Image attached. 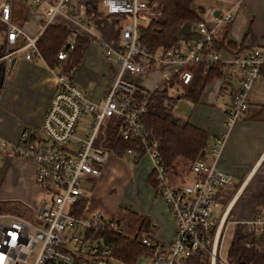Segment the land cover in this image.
I'll use <instances>...</instances> for the list:
<instances>
[{
	"label": "built area",
	"instance_id": "obj_1",
	"mask_svg": "<svg viewBox=\"0 0 264 264\" xmlns=\"http://www.w3.org/2000/svg\"><path fill=\"white\" fill-rule=\"evenodd\" d=\"M37 4L40 0H31ZM67 0H51L44 10V26L53 23L66 7ZM108 16L120 20L117 45L106 48L116 62L115 77L102 94L101 100H89L83 90L72 81L76 67L65 72L48 68L54 76V90L37 129H23L14 142L0 141L6 156L26 160L34 166V181L42 191V198L33 209L31 218L15 213L0 212V264H110V250L97 230L115 228L113 218H104L99 212L76 213L78 200L85 196L84 184L97 180L111 152L100 144V129L109 118L118 121L121 140L135 142L124 154L133 163L145 155L151 165L156 194L172 217L175 230L165 244H154L144 237L141 242L152 247L153 253L144 257L142 264H235L223 254L224 220L227 210L216 217L219 191L229 189L231 176L218 169L215 163L194 159L190 165L193 179L189 184L173 187L167 181V170L161 163L153 141L147 139L142 125L148 98L156 86L164 83L168 97H177L180 85L191 79L187 67L202 63L208 68L218 63L223 77L240 73L237 89L231 94L230 104L224 112L225 127L239 120L247 107L246 94L261 76L264 53L254 47L247 53H234L220 58L210 48L217 26L231 20L229 12L214 17L211 24L195 23L200 38L188 45L180 43L156 51L138 47V32L152 14L147 0H100ZM0 24L5 26V54L0 57L3 80L11 58L21 54L24 61L40 59L36 36H31L10 22L9 3L0 7ZM17 39L20 41L18 43ZM64 47L72 48L70 43ZM58 51L56 57L63 59ZM156 74L160 79L146 87L133 82ZM1 84V86H2ZM163 105H169L164 98ZM174 104L171 105V109ZM87 115L82 137L75 135L81 117ZM224 135L213 137L209 154L217 156ZM254 237H264V213L254 214L238 222ZM116 229V228H115Z\"/></svg>",
	"mask_w": 264,
	"mask_h": 264
},
{
	"label": "crops",
	"instance_id": "obj_2",
	"mask_svg": "<svg viewBox=\"0 0 264 264\" xmlns=\"http://www.w3.org/2000/svg\"><path fill=\"white\" fill-rule=\"evenodd\" d=\"M48 1L51 0H40L37 4L29 1L22 20L19 15L22 6L20 0H0V7L6 2L9 3L10 22L21 28L24 33L36 36L44 27V10ZM99 1L67 0L65 9L53 21L66 25L89 40L75 68L72 81L93 102L101 100L102 94L115 77L117 69L115 59L110 58L112 55L107 56L105 50L116 47L120 23L118 18L105 14ZM86 5L93 7L100 16L86 18ZM191 8L198 19L180 26L178 36L184 46L200 38L194 26L196 22L204 21L210 25L214 17L229 12L230 22L217 26L214 34L215 37L220 31L225 35L221 46L219 49H211H215L222 59L234 53H247L254 47L260 48L264 53V0H191ZM4 41L5 26L2 25L0 46ZM19 41L17 39L16 43ZM11 61L9 69L12 71V77L2 84L4 90L3 92L1 90L0 94V141L7 142H14L25 128L39 127L55 85L54 76L41 58L24 61L13 56ZM219 72V76L213 77L204 85L197 102L186 100L191 103L192 111L188 118L182 119L188 120L206 135L203 152L197 158L203 159L206 163H215L218 169L231 176V187L219 191L217 195L219 206L215 209L217 210L215 215L218 217L223 210H227L224 231L231 227L232 233L234 225L239 221L248 220L257 213H264V63L261 67V76L250 86L246 94L245 112L229 127H225L224 112L230 104L231 94L238 87L240 73L223 77L220 66ZM159 79L160 75L156 74L141 80L138 85L149 87L156 84ZM219 134L224 135V141L217 156L212 157L209 150L204 154L206 148L209 145L211 147L213 137ZM2 159L0 202L22 207L26 209L23 213L28 212L32 217L33 209L42 198V191L34 181L33 164L23 159L10 158L5 153ZM139 160L132 164L131 171L124 173V179L118 183L116 196H112L114 200L117 198L122 202L126 189L134 196L129 205L125 201L123 203L126 211L135 213L136 227L132 232L123 234L128 237L135 235L140 217H145L149 222L148 229L152 231L149 239L155 245H165L173 236L175 224L149 183L151 168L141 167L138 165ZM117 161L115 157L110 158L103 167L102 175L89 183L91 184L89 193L85 195L86 213L99 212L104 218H115L118 203L117 200L111 202L107 183ZM190 165L185 168L179 163L176 169L171 171L172 179L174 178V180L170 178L173 187L184 184L179 183L181 179L184 181L182 174L184 170L185 176L189 175L192 181ZM144 257L146 256H142L143 260Z\"/></svg>",
	"mask_w": 264,
	"mask_h": 264
},
{
	"label": "trees",
	"instance_id": "obj_3",
	"mask_svg": "<svg viewBox=\"0 0 264 264\" xmlns=\"http://www.w3.org/2000/svg\"><path fill=\"white\" fill-rule=\"evenodd\" d=\"M29 1L31 0H20L22 3L19 14L21 20L25 16ZM147 1L150 6L154 7L151 9L152 14L149 21L140 27L137 38L138 47L145 51L163 50L175 45L180 26L198 19L191 8V0ZM85 15L88 19L100 16L89 5L85 6ZM2 25L0 24V27ZM224 36L218 31L209 45L210 48L219 49ZM67 43L72 45L70 50L64 48ZM88 43L87 37L64 24L52 22L43 27L35 42L45 65L59 73L79 64ZM58 51L65 53L63 59L56 57ZM186 69L192 73L191 79L188 83L179 86L178 96L168 97L167 86L164 83L158 84L150 94L146 112L142 116V125L147 139L154 142L159 159L167 171L176 169L179 163L183 167L190 165L195 158L201 156L206 143L205 133L190 124L188 120L173 116L171 105L175 104L178 99L197 102L204 85L213 77L220 75L219 64L215 62L206 69L202 63ZM164 98L169 100V105H163ZM118 125L116 118L107 119L100 129L99 138L102 147L113 155L121 156L126 148L134 147L135 142L121 140L118 135ZM149 181L155 190L152 175ZM85 202L86 196L78 200L77 214L82 211ZM8 203L0 202V212L6 210L4 207ZM148 227V220L140 217L135 235L132 237L124 235L115 228L97 230L95 237H99L102 243L109 248V255L116 264H134L140 257L150 256L153 253L152 247H146L141 242L144 237L151 238L152 231ZM226 257L235 264H264V239L248 234L244 226L236 224L226 248ZM187 264L196 263L189 261Z\"/></svg>",
	"mask_w": 264,
	"mask_h": 264
},
{
	"label": "rangeland",
	"instance_id": "obj_4",
	"mask_svg": "<svg viewBox=\"0 0 264 264\" xmlns=\"http://www.w3.org/2000/svg\"><path fill=\"white\" fill-rule=\"evenodd\" d=\"M6 50H7L6 45L2 44L0 46V57L3 54H5ZM16 57H20L21 58V54H17ZM110 58L113 59L114 56L112 55V56H110ZM11 72H12L11 69H8V71L6 72V74L4 76V82H7V80H10V78L12 77V73ZM131 78H132L133 82H135V83H139L141 81L139 78H136L134 76H132ZM142 80H144V79H142ZM4 82H3V84H4ZM3 87L1 86V88H0V94H2L1 90H2ZM3 90H2V92H3ZM191 111H192L191 103H189L188 101H186L184 99H179L174 104L171 113H172L173 116L178 117V118H188L190 113H191ZM86 119H87V115H85V116L80 118V120L78 122V125H77V128L75 130V135L77 137H82V135L84 134V129H85V126H86L85 125V120ZM209 147H210V145L206 148V150L204 151V154L208 153V150L210 149ZM3 151H4L3 148L0 149V170H1V167H2V164H3V159L2 158H4V153H5ZM112 157H115V159L118 160L117 161L118 163H117L116 167L110 173L109 182L107 183L108 193H109V195H111V202L113 200V203H114L115 200H117L116 203H118L117 204L118 206H116V214L113 213L114 217H115L113 219L114 220L117 219V223H115V228L118 231H120V232H122L124 234H128L127 232H132L135 229V227H136V222H135L136 221V215L132 211L131 212L126 211L125 210L126 208H125V205H124L123 202L125 201L129 205V201H132V198L134 199V196L131 193L129 194L128 189H126L125 192H124V197H123V201L122 202H120L121 199L115 198V200H114L112 198V196H116L118 183H120L124 179V176H125L124 173L126 171L129 172V171L132 170L133 162L125 154H122L121 156H118L117 154L113 155L111 153L110 158H112ZM141 159L139 160L140 162L138 163V165L140 164V166L144 167V168L145 167L151 168V165H150V162H149L147 156H144ZM123 163L126 164V165H124ZM125 166H127V168ZM185 168H187V167H185ZM182 174L184 176L183 177L184 181L181 179V180H179V183L180 184H183V183L184 184H189L191 182V178H190L189 175L185 176L186 170H184V172H182ZM172 176H173V173L171 171H167V181H168V183L171 186H173L172 185V181L170 180V178L172 179ZM172 180H174V178ZM115 182H116V184H115ZM90 185L91 184H84L83 185V189H84V192H85L86 196L89 193ZM104 188H106L105 185H104ZM116 203H115V205H116ZM4 208L6 210H3L2 212L15 213V214L21 215V216H23L25 218H31V215L28 212L23 213V210H26V209H23L22 207H15V205H12V204L8 203V204H5ZM109 216L110 215H108V217ZM231 235H232L231 227H228V229L226 230V232H225V234L223 236V254H225L226 247H227V245H228V243L230 242V239H231ZM142 263H143V258L140 257L134 264H142ZM93 264H101V262H96V263H93ZM110 264H115V263L114 262H110Z\"/></svg>",
	"mask_w": 264,
	"mask_h": 264
},
{
	"label": "water",
	"instance_id": "obj_5",
	"mask_svg": "<svg viewBox=\"0 0 264 264\" xmlns=\"http://www.w3.org/2000/svg\"><path fill=\"white\" fill-rule=\"evenodd\" d=\"M67 45H65V47H66ZM11 64H12V61H11ZM3 66H2V64L0 63V86H1V84H2V80H3Z\"/></svg>",
	"mask_w": 264,
	"mask_h": 264
}]
</instances>
